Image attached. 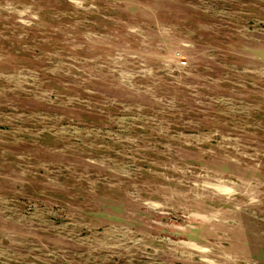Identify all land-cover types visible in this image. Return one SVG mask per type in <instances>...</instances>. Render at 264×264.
Listing matches in <instances>:
<instances>
[{"label":"rangeland","instance_id":"1","mask_svg":"<svg viewBox=\"0 0 264 264\" xmlns=\"http://www.w3.org/2000/svg\"><path fill=\"white\" fill-rule=\"evenodd\" d=\"M0 264H264V0H0Z\"/></svg>","mask_w":264,"mask_h":264}]
</instances>
